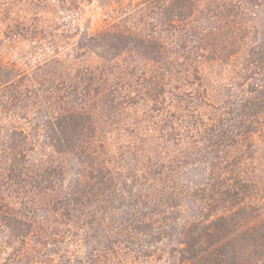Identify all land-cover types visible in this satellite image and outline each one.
Wrapping results in <instances>:
<instances>
[{"label": "rangeland", "instance_id": "374dc122", "mask_svg": "<svg viewBox=\"0 0 264 264\" xmlns=\"http://www.w3.org/2000/svg\"><path fill=\"white\" fill-rule=\"evenodd\" d=\"M143 2L0 0V68H12L15 80L37 92L26 97L28 110L20 117L0 115V264H180L177 232L171 228L169 235L160 233L161 212L151 224L133 222L139 211H149L148 202L142 198L133 204V195L139 192L133 181L114 171L111 196L104 202L90 196L88 190L95 182L91 172L98 165L84 158L87 170H82L76 150H56L45 132V124L56 116H82L93 124L87 138L93 149L102 160L106 154L113 155L118 169L130 163L129 149L124 146H130L136 134L154 137L169 110L186 115L189 108L197 109L208 119L225 110L234 95L241 94L240 86L244 94H250L248 88L264 78V70L247 68V54L235 63L237 66L229 65L219 73L206 72L211 82L208 103L215 104L217 110L200 102L198 96L184 94L174 100L170 84L157 85L154 90L152 84L158 79L136 68L138 56L131 48L112 55L103 48L79 46L87 33L120 20L127 23L125 13L143 6ZM120 4L132 6L120 12ZM132 29L142 32L144 25L139 22ZM260 29L263 39V20ZM177 74L183 77L182 71ZM2 86L1 82L0 98ZM199 89L193 79L177 90L190 95ZM156 92H161V97H156ZM12 125L18 130L12 151H23L21 159L30 166L40 159L38 173L44 176L49 175L44 169L61 164L64 171L59 178L35 180L22 175V170H10L13 160L4 156L3 144ZM70 138L74 140L76 135ZM123 148L127 152H122ZM254 150L245 161L264 194V127L254 134ZM197 163L189 158L180 164L177 181L188 186L196 182L206 168L203 162ZM76 189L83 196L73 199ZM258 200L262 202L264 197ZM262 206L258 213L264 216ZM193 207L187 201L183 214Z\"/></svg>", "mask_w": 264, "mask_h": 264}, {"label": "trees", "instance_id": "16d2710c", "mask_svg": "<svg viewBox=\"0 0 264 264\" xmlns=\"http://www.w3.org/2000/svg\"><path fill=\"white\" fill-rule=\"evenodd\" d=\"M143 4L125 13L127 23L120 20L101 31L87 33L79 46L103 48L112 55L131 48L138 56L136 68L158 79L152 84L154 90L157 85L170 84L174 100L184 94L191 98L198 96L200 102L217 110L215 104L208 103L211 82L206 72L219 73V69L229 65L237 66L235 63L244 54L249 56L248 69L264 70V38L260 37L264 0H144ZM131 6L120 4L118 11H127ZM139 22L144 25L142 32L132 29ZM12 71L10 67L0 68L3 83L0 115L20 117L28 110L30 101L26 97L37 92L15 80ZM180 71L182 78L177 74ZM247 77L248 74L242 76ZM193 79L199 90L190 95L178 91L193 83ZM259 81L248 88L250 94H244L238 84L241 94L234 95L225 110L208 119L197 109L189 108L186 115L169 110L154 137L136 134L132 144L124 146L129 149L130 163L118 169L113 155L106 154L102 160L101 154L93 149L87 139L91 137L93 124L81 119L82 116H56L45 124V132L56 150H76L82 170H87L84 158L98 165L91 172L95 182L88 190L90 196L103 202L111 196L114 171L133 181L139 188L133 195V204L142 198L148 202L149 210L139 211L133 222L151 224L161 212L160 233L169 235L171 228L177 232L178 263L264 264V216L258 213L264 204L258 198L264 194L245 161L255 152L254 134L264 127V78ZM155 96L161 97V92ZM157 101L161 102L160 98ZM2 131L0 127V134ZM7 133L3 153L13 160L10 170H22V175L35 180L55 181L62 175L61 164L44 169L48 176L38 173L40 159L32 166L24 164L23 151H12L17 127L12 125ZM72 135L76 139L72 140ZM122 152L127 150L123 148ZM189 158L206 165L204 173L191 186L177 181L179 165ZM207 158L210 160L206 161ZM71 196L77 199L83 192L76 189ZM187 201L194 207L183 214Z\"/></svg>", "mask_w": 264, "mask_h": 264}]
</instances>
